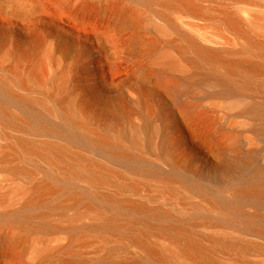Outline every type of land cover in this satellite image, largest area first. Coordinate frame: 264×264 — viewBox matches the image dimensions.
I'll use <instances>...</instances> for the list:
<instances>
[{"label":"bare ground","instance_id":"6f19581e","mask_svg":"<svg viewBox=\"0 0 264 264\" xmlns=\"http://www.w3.org/2000/svg\"><path fill=\"white\" fill-rule=\"evenodd\" d=\"M50 1L56 8L69 3V0ZM132 1L146 10L123 6L116 0L108 13L110 22L116 29L133 28L144 22L152 35L144 42L137 35L126 40V58L139 61L127 77L124 89L116 94L102 89V109L98 108L101 102L93 95L95 107L102 112V133L88 128L96 115L80 104L76 97L78 91L70 84V73L54 72L46 81L41 76L39 62L29 63L23 72L0 74V122L17 124L21 120L24 124L28 118L38 120L40 111L55 112L62 124L73 132L75 141L86 140L101 147L116 162L146 176L148 187H155L158 193L168 194L180 205L199 211L189 224L179 219L165 224L171 221V213L153 207L150 213L158 225L151 228L141 217L146 211L144 204L100 195L98 200L106 207L109 217L97 224L99 227L95 225L98 227L96 236L103 241L125 239L138 247L143 256L110 261L108 257L123 249L113 243L108 257L100 258L98 264H244L251 253L262 252L256 242L210 234L205 244L200 237L192 235L188 226H213L207 214L216 213L226 216L228 225L239 222L244 231L264 236V215L258 212L264 207L263 3L254 2L258 10L256 17L246 19L239 13L246 7L239 4L247 0H232L240 11L223 13L219 18L230 35L228 41L240 39L238 47H230L201 42L177 29L164 13L151 9L152 3H158L171 9L179 8L187 14L185 16H198L204 14L202 3L211 0ZM34 8L41 14L48 12L39 0H0L1 16L8 12L27 20ZM70 11L78 15L82 6L71 7ZM153 16H162L165 27L154 24ZM169 30L173 38H169ZM32 41L28 49L15 53L17 62L28 59L35 51L38 41ZM102 54H108L104 41ZM115 54H119L118 51ZM106 65L112 71L113 58L107 59ZM9 80L24 92L33 91L38 96L14 93ZM9 104L20 108L19 119L9 116ZM15 144L43 162L47 169L61 175L57 178L44 172L43 180L33 186L21 211L10 216L13 220H8L10 230L0 236V255L10 257L15 264H30L29 259L34 255L49 256L65 248L39 249L27 245L26 234L31 231L28 221L34 216L32 209L42 204L45 195L65 190L64 199L47 210L54 211L72 207L86 195L72 189L80 179L114 183L126 191L137 189L134 184H121L120 174L87 171L84 164L88 161L71 154L67 148L20 138ZM141 154L153 156L164 168ZM11 170L26 178L32 175L20 165ZM243 202L254 205L255 213L245 214L241 209ZM58 215L64 216L62 212ZM134 219L141 221V227L134 228ZM41 229L49 227L42 223ZM69 235V241L76 236L73 232ZM151 237L159 243L152 242ZM228 251L234 259L227 262L219 259L220 254ZM68 252L60 264H84L79 255L72 250Z\"/></svg>","mask_w":264,"mask_h":264},{"label":"rangeland","instance_id":"374dc122","mask_svg":"<svg viewBox=\"0 0 264 264\" xmlns=\"http://www.w3.org/2000/svg\"><path fill=\"white\" fill-rule=\"evenodd\" d=\"M39 1L47 9L46 14L38 13L34 8L31 9L32 13L27 20H24L22 15L8 12L0 15V74L10 75L14 71L23 72L31 62L41 63L39 65L41 76L46 81L54 72L67 71L71 76V87L78 91L76 97L80 104L88 107L96 115L91 121L92 125H88V128L98 134L102 133V112L97 110L93 99L95 97L101 102L98 108L102 109V89L111 94L119 93L124 89L127 77L134 64L139 61L135 58H126L124 53V50H127L126 40L130 36L137 35L142 42L146 41L152 35L147 30L148 25L142 22L133 28L116 29L108 17L110 7L116 0H69L68 6L62 5L58 8L50 0ZM259 1L263 3L264 12V0H247V2L240 3V7H246L245 11L244 9L240 11L238 5L232 0L206 1L202 3L204 14L198 16H185L187 14L179 8L171 9L169 6L158 3H152L151 9L164 13L177 29L201 42L238 47L240 39L228 41L230 35L219 18L223 13L234 10L240 11V17L246 19L256 17L258 10L254 2ZM120 5L131 6L139 11L146 10L145 7L132 0H120ZM78 6H82V12H78V15L71 13V7ZM152 20L156 25L163 27L166 25L162 16H153ZM168 36L173 38L174 34L169 30ZM32 39L38 41L35 51L30 52L28 59L24 58L23 61L17 62L14 57L15 53L28 49ZM102 41L108 48L106 55L102 54ZM116 51L119 54L116 55ZM112 58L114 67L111 71L106 61ZM60 80L61 74L58 76V81ZM9 85L16 94L26 97L38 96L33 91L24 92L12 80H9ZM0 99H2L1 96ZM33 108L37 110L36 107ZM7 111L11 118H20L18 106L9 104ZM19 138L36 144L48 142L67 148L71 154L84 157L88 161L84 164L87 171L112 176L115 173L120 174L121 184H134L137 188L135 192H132L123 190L114 183H97L80 179L72 189L81 190L86 195L72 207L54 211L47 210L64 199L65 190L58 189L53 194L45 195L42 204L32 209L34 216L28 221L31 231L26 234L27 245H33L39 249H44V247L55 249L60 246L65 248L49 256L34 255L29 259L30 264H60L65 254L69 253L68 250L79 255L84 264H98L97 261L100 258L107 256L113 243L122 246L123 249L115 256H107L110 261H116L119 257L129 260L142 257L143 252L125 239L103 241L96 236L99 225L106 217H109L106 207L98 200L102 194L111 195L115 199L133 200L144 204L146 211L141 217L151 228L158 225V221L150 213L153 207L171 213V221L165 224H170L176 219L189 224L193 217L198 216L199 211L192 206H182L170 195L158 193L155 187H148L146 176L129 170L121 162H116L101 147L86 140H82L85 142L75 141L73 132L62 124L55 112L48 114L40 111L38 120L28 118L24 124L21 120L17 124L7 122L0 124V236L10 230L13 221L10 216L21 211L22 203L29 197L33 186L43 180L44 172L47 171L51 176L61 178L59 173L47 169L43 162L35 159L30 153L21 151L15 144V140ZM141 155L144 159L156 163V166L164 168L153 156ZM16 165L30 170L31 177L26 178L12 173L11 168ZM241 209L247 215L255 213L254 205L248 202H243ZM59 212H62L64 216H59ZM258 212L264 215V207H261ZM41 214H43L42 217ZM207 215L214 225H190L188 227L192 235L200 237L205 244H208L206 236L210 234L254 241L253 243L256 242L255 244L263 250L261 253H251L244 259V264H264V236H255L244 231L239 222L235 225H228L226 216L216 213ZM130 218L131 216H127V219ZM9 219L11 222L8 221ZM132 221H134V228L141 227V221L135 219ZM42 223L49 229H41ZM70 232L76 234L71 241H69ZM150 240L159 243L152 237ZM219 259L227 262L234 258L232 252L228 251L220 254ZM0 264L15 263L10 257L0 255Z\"/></svg>","mask_w":264,"mask_h":264}]
</instances>
